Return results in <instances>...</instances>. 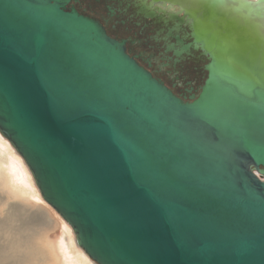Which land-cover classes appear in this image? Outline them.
<instances>
[{
    "label": "water",
    "instance_id": "obj_1",
    "mask_svg": "<svg viewBox=\"0 0 264 264\" xmlns=\"http://www.w3.org/2000/svg\"><path fill=\"white\" fill-rule=\"evenodd\" d=\"M155 1L189 28L176 56L209 59L186 98L63 0H0V135L95 264H264V36L224 5L253 33L215 51Z\"/></svg>",
    "mask_w": 264,
    "mask_h": 264
},
{
    "label": "flooded vegetation",
    "instance_id": "obj_2",
    "mask_svg": "<svg viewBox=\"0 0 264 264\" xmlns=\"http://www.w3.org/2000/svg\"><path fill=\"white\" fill-rule=\"evenodd\" d=\"M63 1L65 11L73 9L97 20L109 37L123 43L130 57L178 97L186 98L202 85L208 57L192 49L176 56L191 40L188 26H180L179 16L171 13L178 7L169 10L155 0Z\"/></svg>",
    "mask_w": 264,
    "mask_h": 264
},
{
    "label": "rangeland",
    "instance_id": "obj_3",
    "mask_svg": "<svg viewBox=\"0 0 264 264\" xmlns=\"http://www.w3.org/2000/svg\"><path fill=\"white\" fill-rule=\"evenodd\" d=\"M181 1L186 4L188 8L187 10L190 13L197 16L199 23L202 24V35H205L210 38L212 42V49L215 51H227V49L231 46L232 41H234L229 36L222 37L221 32L218 28L220 27V25H229L230 27L237 28L241 31V40L234 41L237 42L240 46H243L246 43V37H248L247 34L253 33L252 28L245 20H240V22L239 20L237 21V18H229L230 20H227L228 17H226L225 12L227 10L225 9L226 6L225 8H223L225 5L223 2H216V0ZM247 39L251 41L250 38ZM258 43L260 47H264V44L259 39ZM216 66L218 70L225 72L228 76L234 77L235 80L240 83L237 77L238 71L229 66L226 62L218 59ZM13 152L18 156V154L14 150ZM35 189L37 191L38 196L32 197L28 194H25L20 197L18 194L12 193V189H10V187L6 185L5 181L0 178V219L4 218V220H1L2 222L0 221V224L2 226L0 228L2 229V231H0V238H2L3 240H0V245L5 246L4 254L6 255L2 259H0V264H3L4 262V264H6L7 261L9 262L7 264H29L27 260L31 252V250L29 249L33 248V246L34 248L38 249L40 255H38L37 261L34 260L33 263L38 262L39 264H60L59 255L56 250V243L61 240V238L66 237L63 231L66 230L64 229L66 228L65 225L70 229V233L74 240L75 247L82 251L75 244V238L71 228L49 205H47L42 200L36 186ZM28 216H31L30 220H32V223L30 226H27L25 228L26 233H23V237L25 238L31 235V244L27 241V239H24L22 240L23 242L21 241V244L23 245L22 247H16L17 244H13L14 246H12L11 241H13V239L12 236H9L11 231L10 229H12L13 227H20V225H26V220L28 219ZM10 218H13L11 219L12 221L10 220ZM5 221L7 224L5 223ZM12 223L13 226L11 227ZM7 225H9L10 228H7ZM29 244L32 245V247L29 248ZM1 246L0 248L2 249ZM90 263L94 264V262L92 261H90ZM30 264H32V262Z\"/></svg>",
    "mask_w": 264,
    "mask_h": 264
},
{
    "label": "bare ground",
    "instance_id": "obj_4",
    "mask_svg": "<svg viewBox=\"0 0 264 264\" xmlns=\"http://www.w3.org/2000/svg\"><path fill=\"white\" fill-rule=\"evenodd\" d=\"M223 3L226 6H232V5L237 6V5L232 3V0H223ZM171 6L175 7V5H171ZM166 7H168V6H166ZM222 11H225V10H222ZM250 12H251V10H250ZM250 16H251L253 22L258 26L260 33L264 36V19H262L260 16L255 15V14H251ZM237 21H238V19H237ZM12 149L13 148L10 147V144L8 143V141L0 135V178L5 181L6 185H8L10 187V189H12V191L10 190L12 193L18 194L20 197L22 195H25V194H28L29 196H32V197L38 196L37 191H36L35 186H34V182L32 181V178L29 175L30 173L27 172V168H26L24 162L22 161V159L20 157H18L13 152ZM12 207H14V206H12ZM11 219H13V218H10V220ZM30 219H31V216H28V219L26 220V225H23V226L20 225V227L18 226V227H13L12 229H10L11 231H10L9 236L10 237L12 236V239H13V241H11L12 246H14L13 244H17L16 247H19V246L22 247L23 245L21 244V241L24 239H27V241L31 244V239H32L31 235L29 237L28 236L25 238L23 237V233H26L25 228L27 226H30L32 223V220H30ZM1 220H4V218L0 219V221ZM5 223H6V221H5ZM5 223H4V225H5ZM16 224H18V223H16ZM7 226H8L7 228H10L9 225H7ZM12 226H13V223H12L11 227ZM1 227L2 226L0 224V228ZM65 227L66 228H64V229H66V230H63V231H64V234L66 235V237L61 238V240H59L56 243V250H57V253L59 255L60 264H91L90 263L91 260L88 257H86L82 251H80L79 249H77V247H75L74 240H73L72 235L70 233V229L66 225H65ZM3 229H4V227H3ZM0 231H2V229H0ZM8 239H9V237H8ZM0 240H2V238H0ZM6 246H7V244H6ZM1 247H2V249L0 248V259H2L4 256H6L4 254L5 246H1ZM30 247H32V245H30L29 248ZM74 249H76V250H74ZM29 250H31V252L27 258L29 264L31 262H32V264H39L38 262L33 263L34 260L37 261V257L39 255L38 249L34 248V246H33V248H31ZM7 263H9V262L7 261L6 264ZM26 263H27V261H26Z\"/></svg>",
    "mask_w": 264,
    "mask_h": 264
},
{
    "label": "snow or ice",
    "instance_id": "obj_5",
    "mask_svg": "<svg viewBox=\"0 0 264 264\" xmlns=\"http://www.w3.org/2000/svg\"><path fill=\"white\" fill-rule=\"evenodd\" d=\"M216 2H223V0H216ZM232 3L242 10L250 9L249 15L255 14L264 19V0H232Z\"/></svg>",
    "mask_w": 264,
    "mask_h": 264
}]
</instances>
